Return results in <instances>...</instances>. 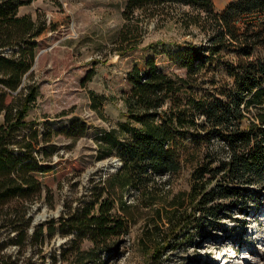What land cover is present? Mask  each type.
Returning <instances> with one entry per match:
<instances>
[{
  "label": "trees",
  "instance_id": "obj_1",
  "mask_svg": "<svg viewBox=\"0 0 264 264\" xmlns=\"http://www.w3.org/2000/svg\"><path fill=\"white\" fill-rule=\"evenodd\" d=\"M30 1L0 0V236L4 229L14 232L0 243V252L6 244L16 246L19 254L34 247L44 259V236L58 233L70 236L61 251L63 260L97 264L127 229L119 210L129 207L123 197L130 194L169 233L218 224L227 208L257 213L262 204L258 192L264 190V0H234L220 12L213 0H126L121 42L136 38L131 27L137 26L129 24L141 20L136 12L165 18L176 6L188 8L178 21L186 29L196 27L203 39L179 49L184 76L160 70L152 57L133 61L126 73L129 90L121 95L125 119L95 137L97 159L115 155L120 167L95 183L90 180L75 206L57 218L32 224L28 213L34 203L44 196L52 204L47 178L69 161L60 155L54 161L36 130L21 137L18 131L28 124V109L38 95L31 69L37 40L48 29L68 24L69 17L53 14L47 25L18 14ZM98 106L92 102V109L98 111ZM86 129L83 122L72 136ZM191 154L200 159L189 190L155 207L166 194L161 178L178 173ZM85 240L89 246L83 248ZM19 254L11 258L0 253V264H18ZM52 259L56 264L54 252ZM24 264L34 261L28 256Z\"/></svg>",
  "mask_w": 264,
  "mask_h": 264
},
{
  "label": "rangeland",
  "instance_id": "obj_2",
  "mask_svg": "<svg viewBox=\"0 0 264 264\" xmlns=\"http://www.w3.org/2000/svg\"><path fill=\"white\" fill-rule=\"evenodd\" d=\"M232 1L213 0L215 11L220 12ZM125 2L31 0L18 8V14H30L32 19L45 21L47 25L53 14L59 16L61 12L69 17L68 24L48 29L45 36L37 40L31 69L38 84V95L28 109V124L18 131L21 137L36 130L40 145L52 152L54 161L58 155L69 161L67 168L47 178L52 204L45 201L44 196L34 203L28 213L32 224L57 218L66 207L75 206L90 184L120 167L121 162L115 155L97 159L95 137L124 121L121 95L129 90L126 73L133 61L152 57L160 70L184 76L179 49L187 44H199L203 39L196 27L186 29L178 21L179 13L188 8L176 6L165 18L144 17L136 12L141 20L129 22L137 26L136 29L131 27L136 38L132 42H121ZM93 101L96 106L101 103L98 111L92 109ZM83 122L86 132L72 136L81 130ZM199 159V155L191 154L189 159L183 158L178 173L161 178L167 184L166 194L155 207H162L174 194L189 190L191 172ZM258 193L262 204L257 213L254 209L243 214L227 208L228 215L218 224L179 233L166 232L164 222H159L154 212L144 208L131 194L125 195L123 201L129 207L119 212L127 219V229L117 246L110 253L104 252L97 264H206L201 262L204 251L212 252L208 256L213 258L211 264L224 254L226 257L219 264H264V190ZM160 229L165 232L150 238ZM1 233L0 243L8 242L14 235L8 229ZM44 237L41 253L44 259L34 247H25L19 254L16 246L6 244L0 253L11 258L19 254L18 264H24L28 256L34 264H52L54 252L56 264H71V258L63 260L61 257L70 236L55 233ZM161 239L166 241L163 243ZM81 246L86 248L89 242L85 240ZM158 246L164 247L155 251Z\"/></svg>",
  "mask_w": 264,
  "mask_h": 264
},
{
  "label": "bare ground",
  "instance_id": "obj_3",
  "mask_svg": "<svg viewBox=\"0 0 264 264\" xmlns=\"http://www.w3.org/2000/svg\"><path fill=\"white\" fill-rule=\"evenodd\" d=\"M204 254H203V259L201 260V262H204V263H206V264H211V262H212V260H213V258H211V257H208L209 255L211 256L212 254V252H209V251H204L203 252ZM226 257V254H224L222 257H221V259L219 260V261H221L222 259H224ZM263 257H264V255H263ZM219 261H215V262H213V264L215 263V264H219Z\"/></svg>",
  "mask_w": 264,
  "mask_h": 264
}]
</instances>
